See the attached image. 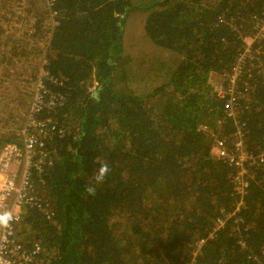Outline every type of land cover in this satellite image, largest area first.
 <instances>
[{
	"label": "trees",
	"instance_id": "obj_1",
	"mask_svg": "<svg viewBox=\"0 0 264 264\" xmlns=\"http://www.w3.org/2000/svg\"><path fill=\"white\" fill-rule=\"evenodd\" d=\"M46 2L0 0V60L28 67L13 30L48 50L34 52L43 76L23 79L24 102L47 108L30 132L42 171L18 244L39 243L36 264H264V39L231 113L216 91L264 24V0H55L57 20ZM20 139L0 135V150ZM239 141L254 164L237 208V170L214 146ZM101 162L111 171L89 195Z\"/></svg>",
	"mask_w": 264,
	"mask_h": 264
},
{
	"label": "built area",
	"instance_id": "obj_2",
	"mask_svg": "<svg viewBox=\"0 0 264 264\" xmlns=\"http://www.w3.org/2000/svg\"><path fill=\"white\" fill-rule=\"evenodd\" d=\"M55 3V0L46 2L48 14L52 20L64 16L63 10L55 7ZM263 39L264 24H259L253 37L244 40L243 52L237 58V64L231 74L227 76V82H222L216 88L218 98L225 101L224 109L230 113L236 100L235 88L241 72L247 64L256 61L259 54L256 46ZM53 106L55 102H50L49 107ZM45 108H47L46 103L42 101L41 96L36 95L24 123L19 143L8 144L0 150V214L7 212L12 216L6 226L0 225V264H36V256L42 252L41 247H38L39 243H34L29 248L19 245L16 241L19 229L18 227L16 229L14 225L18 223L21 216H24V207L32 206V203L27 201V196L30 195L33 171H42L39 163L34 162L40 148L39 139L30 132L44 128L45 125L36 122L34 117ZM214 147L217 158L227 159L237 170L233 185L234 192L239 198L237 208H240L241 196L248 188L249 177L246 168L250 166L249 164H254V158L242 141L235 145L234 152L230 154L223 142H217ZM222 225L223 221L218 220L214 227L219 228Z\"/></svg>",
	"mask_w": 264,
	"mask_h": 264
},
{
	"label": "rangeland",
	"instance_id": "obj_3",
	"mask_svg": "<svg viewBox=\"0 0 264 264\" xmlns=\"http://www.w3.org/2000/svg\"><path fill=\"white\" fill-rule=\"evenodd\" d=\"M22 1L23 4H26V0ZM35 15L36 13L32 16ZM11 33L16 37V42L20 41L22 44H18L25 47V50L28 51L27 59L29 58V60L27 63L28 67L25 68V72H23V74H19L21 69L13 72V70L17 68V66L14 64V60L12 59V62L8 63L5 57V52H2V59L0 60V135L19 137L25 122V116L27 114L28 107L31 105V101L27 103L24 102V99H26L24 92L26 91L29 81L23 82V79L26 76H29L27 73L28 70L34 73L36 77L43 76L42 66L45 62H43V58L34 57V52L37 51L40 54H47L48 50L47 40L42 43L38 42L31 44L30 40H24L23 37L19 36L15 30H13ZM11 47L12 46L10 45L7 50V54L8 56L12 57L13 55L11 53ZM12 72L16 74L17 78H11ZM215 81L218 84L219 80ZM37 84L38 82L36 85ZM99 85V80H94V88L92 91L94 92L95 88H97ZM29 88L33 89L34 87L32 85Z\"/></svg>",
	"mask_w": 264,
	"mask_h": 264
},
{
	"label": "clouds",
	"instance_id": "obj_4",
	"mask_svg": "<svg viewBox=\"0 0 264 264\" xmlns=\"http://www.w3.org/2000/svg\"><path fill=\"white\" fill-rule=\"evenodd\" d=\"M110 171L111 169L107 162H101L100 166L96 169L94 175L92 176L91 182L85 188L86 193L89 195H95L97 186L105 181ZM11 219L12 216L7 212L0 214V225L6 226Z\"/></svg>",
	"mask_w": 264,
	"mask_h": 264
},
{
	"label": "water",
	"instance_id": "obj_5",
	"mask_svg": "<svg viewBox=\"0 0 264 264\" xmlns=\"http://www.w3.org/2000/svg\"><path fill=\"white\" fill-rule=\"evenodd\" d=\"M105 83H106V80L104 81V84ZM104 84L99 85L98 88L96 89V92H94V94H93V99H94L95 104H99V102H100V92H101V90H103L105 88Z\"/></svg>",
	"mask_w": 264,
	"mask_h": 264
}]
</instances>
